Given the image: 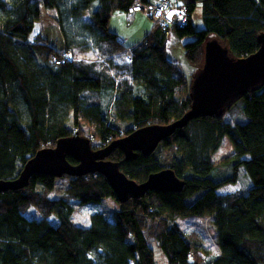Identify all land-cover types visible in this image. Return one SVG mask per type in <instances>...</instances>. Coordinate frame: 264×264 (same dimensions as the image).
<instances>
[{"label": "trees", "instance_id": "16d2710c", "mask_svg": "<svg viewBox=\"0 0 264 264\" xmlns=\"http://www.w3.org/2000/svg\"><path fill=\"white\" fill-rule=\"evenodd\" d=\"M134 1L0 0V178L16 177L36 150L54 146L59 137L77 132L90 139L81 123L92 127L106 145L115 135L116 120L130 122L128 134L147 124L174 120L190 107V82L186 72L167 58L166 36L158 23L134 45L124 44L109 28L112 14L127 10ZM197 1L203 22L199 29L191 22ZM178 3L187 18L182 25L173 23L172 29L178 38L189 37L181 47L196 70L209 37L217 38L234 57L258 48L264 0ZM41 8L52 9L63 49L40 36L29 40ZM62 52L69 56L63 62ZM228 109L236 111L233 123L219 115L198 116L160 141L157 148L175 146L168 160L154 156L157 148L145 156L137 152L131 160L114 149L108 158L118 161L127 177L142 181L149 173L170 167L183 186L128 197L118 202L112 217L92 211L86 227L72 222L69 199L80 203L115 199L101 173L70 176L55 199L47 196L55 177L40 173L22 188L0 192V264H155L144 233L148 219L168 264H198L202 240L169 223L190 214L208 215L213 226L218 253L209 264H264V83L235 99ZM224 135L233 148V169L215 178L209 156ZM90 143L95 148L91 139ZM67 159L76 162L71 156ZM240 166L252 185L244 192L219 193L224 184L236 182ZM29 204L40 218L25 215ZM49 214L56 223L49 221Z\"/></svg>", "mask_w": 264, "mask_h": 264}, {"label": "water", "instance_id": "95a60500", "mask_svg": "<svg viewBox=\"0 0 264 264\" xmlns=\"http://www.w3.org/2000/svg\"><path fill=\"white\" fill-rule=\"evenodd\" d=\"M257 38L258 48L243 57L232 56L215 37L204 41L202 63L189 85L190 107L180 117L166 123L138 127L100 148H93L90 139L78 133L59 137L54 146L36 150L16 177L0 178V192L24 187L35 173L60 177L63 174L80 176L95 172L107 179L118 202L128 197H140L148 190H180L183 179L170 167L151 172L144 180L136 181L120 170L118 161L106 157L114 149H120L126 160L134 159L137 152L148 155L160 141L190 119L220 115L235 99L250 89L260 87L264 83V31ZM67 156L76 162H70Z\"/></svg>", "mask_w": 264, "mask_h": 264}, {"label": "rangeland", "instance_id": "374dc122", "mask_svg": "<svg viewBox=\"0 0 264 264\" xmlns=\"http://www.w3.org/2000/svg\"><path fill=\"white\" fill-rule=\"evenodd\" d=\"M151 2L156 0H150ZM178 9L181 11V15L185 18V11L184 7L181 6L180 3H178ZM43 11L52 12V9L50 8H41V15L43 14ZM44 12V14L46 13ZM47 12V13H48ZM119 13V12H116ZM113 13L111 16V23L115 22V26L119 32V36L123 38L124 34H126L127 41H130L132 39L142 37L146 31L148 30L150 26V21H152V24H159L161 27L159 21H154L152 16L145 14L141 9H139L137 12H135V15L129 16L128 19L124 18L123 16H116L119 14ZM125 15V14H124ZM176 12L172 13L171 17H176ZM51 17L50 13L49 15L44 16V19H48ZM150 19V20H149ZM53 20V19H51ZM127 21H129L127 23ZM198 16L196 13L193 16V22L194 24H197ZM110 27V26H109ZM39 28V27H38ZM162 28V27H161ZM169 33L173 34L174 31L172 29V25H167L165 35H166V47L170 46L171 50L174 48L173 51H167V54L169 57L176 56L179 58V60L176 59V66L178 67V70L182 71L183 73L186 72L187 76V83L191 81L192 73L196 70L195 67L190 64L187 59L182 57V47L181 45H173V39ZM38 36V32L32 31L30 34L29 40L35 39V37ZM168 40V42H167ZM177 40V39H176ZM126 42V40H123ZM127 43V42H126ZM169 43V44H168ZM91 56V55H90ZM100 60V57L98 58ZM188 87V85H187ZM227 109L222 112L219 117L222 121H229L233 123L234 118H237L236 111L232 109ZM111 121V119H110ZM114 127L116 128L114 131V138L122 137L126 135V128L130 126L129 121L125 120H116L113 122ZM68 125H70L68 121ZM71 127H74L71 125ZM80 129L83 133H85L87 136H90L91 141L93 143V146L95 148H100L104 145H102V141L100 138L95 136L93 134V128L88 126L87 124H80ZM77 133V132H76ZM75 134V132H74ZM112 139V140H113ZM111 140V139H110ZM109 142V141H108ZM107 142V143H108ZM105 143V144H107ZM172 145V144H171ZM163 146L160 145L159 148H157L156 153H154V156L159 159L160 161L168 160L170 158L169 153L172 152V149H175V146ZM232 154H233V148L231 146V143L226 135L222 136L219 145L217 148L210 154L209 158L211 163L213 164V176L215 178H222L223 176H226L228 174L232 173ZM236 182L234 183H227L221 186L218 189V192L221 194L225 193H238V192H244L247 188H249L252 185V182L249 178V176L244 172V169L242 166H240L236 170ZM69 175H62L60 177H55L53 187L52 189L47 192V196L51 199L58 198L59 195L62 193L63 190L68 185L69 181ZM37 189H40V186L37 187ZM69 203L73 208L71 220L72 222L77 226L86 227L89 222V215L92 211H101L106 216L112 217L114 212L119 209L118 201L111 197H104L97 203H80L77 199L70 198ZM25 215L28 217H35L40 218L41 214L38 211V209L32 205L29 204L27 208L24 209ZM48 219L52 223L57 222V218L53 214H49ZM169 223L172 225H175L179 227V229L182 231L184 235H188L191 233H195L201 240L203 244V250H201L202 255V261L198 264H209L210 259L212 256L218 253V247L214 241V229L212 224L210 223V219L208 215H199V214H190L186 216H176L173 219L169 220ZM149 226V227H148ZM153 221L148 219L146 220V228L144 229V233L146 236L147 243L153 250V257L155 264H168L167 258L164 255L163 251L160 249L159 245L154 239L152 228Z\"/></svg>", "mask_w": 264, "mask_h": 264}, {"label": "crops", "instance_id": "0c3cea01", "mask_svg": "<svg viewBox=\"0 0 264 264\" xmlns=\"http://www.w3.org/2000/svg\"><path fill=\"white\" fill-rule=\"evenodd\" d=\"M150 1V0H149ZM44 12H46V11H43V14L42 15H40V19L35 23V26H34V32H38V36H40L42 39H44L46 42H47V44H49V45H51V46H53L54 48H56V49H63V47H64V41H63V38H62V35H61V32H60V29L58 28V26L55 24V22L53 21V20H51L52 19V17H50L49 18V20L48 19H44V16H46V15H49V13L50 12H46L45 14H44ZM137 12V11H136ZM196 13V15L198 16V21H197V24H194V22H193V16H194V14ZM116 14H119V15H116V16H123L124 18H126V19H128V17H129V15H128V13L126 12V11H120L119 13H116ZM125 14V15H124ZM131 16H133V15H135V12L134 13H132V14H130ZM112 19V18H111ZM111 19H110V21H109V28L112 30V31H114V32H116L117 33V35H118V37L121 39V41H123L124 39L126 40V42H124V44H126V45H130V44H136V43H138L141 39H142V37L151 29V27H152V21H150V26H149V28H148V30L146 31V33L140 38V37H138V38H135V39H132V40H130V41H127V38H126V34H124V36H123V38H121L120 36H119V34L118 33H122V32H119L118 30H117V28H116V24H115V22H113V24L111 23L112 21H111ZM150 20V19H149ZM129 21H127V23H128ZM191 22L193 23V25H194V27L195 28H197V29H199V28H202L203 27V22H202V19H201V2L200 1H197L196 2V5H195V9H194V11L191 13ZM39 27V28H38ZM170 35L172 36V39H173V45H181V43H183V41H185V40H187L189 37H183V38H178L177 36H176V34L175 33H173V34H170L169 33V38H170ZM177 39V40H176ZM167 42H168V40H167ZM169 44V43H168ZM128 49L130 48V47H127ZM175 48V47H174ZM174 48H172L171 50H169L170 49V46H167L166 47V51H165V54H166V56H167V58L169 59V60H171L172 62H174V63H176V59L177 60H179V58H177L176 56H173V57H169V55L167 54V51H173L174 50ZM182 57H184V55H183V50H182ZM185 58V57H184Z\"/></svg>", "mask_w": 264, "mask_h": 264}, {"label": "built area", "instance_id": "2783aa9c", "mask_svg": "<svg viewBox=\"0 0 264 264\" xmlns=\"http://www.w3.org/2000/svg\"><path fill=\"white\" fill-rule=\"evenodd\" d=\"M141 9L145 14L152 16L154 21H159L162 29L164 32L166 31L167 25H173V23H177L182 25L186 22V16H182L181 11L178 9V1L177 0H157L154 3H133L131 6L128 7V11H135ZM176 12V17L172 18V13ZM186 15V13H185ZM63 58L60 59L63 62L65 59L68 58L66 53L62 52ZM66 58V59H67Z\"/></svg>", "mask_w": 264, "mask_h": 264}, {"label": "clouds", "instance_id": "9594fccd", "mask_svg": "<svg viewBox=\"0 0 264 264\" xmlns=\"http://www.w3.org/2000/svg\"><path fill=\"white\" fill-rule=\"evenodd\" d=\"M157 1V0H156ZM156 1H153V2H151V1H149V2H147V3H154V2H156ZM178 1V0H177ZM133 3H140V4H145L143 1H141V0H136V1H134ZM133 3H131L129 6H131ZM128 6V7H129ZM128 7H127V10H125L126 12H131V11H128ZM136 11H138V10H135V11H133V12H131V13H134V12H136ZM173 26V25H172ZM162 29V28H161ZM163 30V29H162ZM164 31V30H163ZM165 33V32H164ZM166 36V35H165ZM112 140V139H111Z\"/></svg>", "mask_w": 264, "mask_h": 264}, {"label": "flooded vegetation", "instance_id": "af4514ba", "mask_svg": "<svg viewBox=\"0 0 264 264\" xmlns=\"http://www.w3.org/2000/svg\"><path fill=\"white\" fill-rule=\"evenodd\" d=\"M106 158H108V156Z\"/></svg>", "mask_w": 264, "mask_h": 264}]
</instances>
